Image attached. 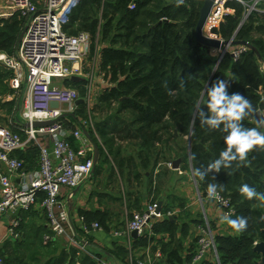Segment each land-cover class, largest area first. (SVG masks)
Masks as SVG:
<instances>
[{
    "label": "trees",
    "instance_id": "trees-1",
    "mask_svg": "<svg viewBox=\"0 0 264 264\" xmlns=\"http://www.w3.org/2000/svg\"><path fill=\"white\" fill-rule=\"evenodd\" d=\"M205 1L184 0V4L176 7L175 1L166 0H77L68 12L64 28L70 34L82 31L90 34V60L94 62L96 58L95 70L98 69L106 84L98 90L90 112L86 102L78 105V109L68 115L67 126L74 128L73 123L81 124L90 117L94 121L93 115L97 113L99 120L94 124L102 143L89 127L84 125V128L99 145L100 158L113 156L121 167L127 161L121 156L125 141L138 147V157L145 169L184 157L180 169L192 172L203 197H207L208 184L216 183L217 190L231 199L235 210L231 216L248 218L244 232L235 233L230 228L233 234L216 235L221 264H263V256L255 250V242H264V204L255 198L246 199L239 188L247 183L257 192H264V149L255 148L246 161L239 162V166L234 161L231 168L221 169L219 173L209 172L204 180L195 176L194 170L206 169L225 147V134L202 127L196 114L201 94L217 79L228 83L229 94L240 93L251 101L255 112L242 123L247 128H258L256 117L264 109V13L252 14L239 28L243 8L235 3L228 4L233 14L228 15L220 27L213 28L210 36L225 40L234 38V41L247 42L251 47L238 60L231 52L219 60V55L202 50L195 34ZM132 3L134 8L130 7ZM23 29L24 18L18 12L0 18V52L15 54ZM11 77L12 72L0 66V105L6 95L14 93L10 87ZM66 82L77 84L73 80ZM85 84L82 81L77 84L83 93H86ZM15 101H10L11 110L14 105L13 112L18 107ZM202 107L207 111L206 105ZM5 122L25 137L19 127L22 117L17 118L12 113L5 117ZM71 141L77 148L75 137H71ZM35 152L40 159L38 147ZM193 154L195 159L191 158ZM17 156L24 159L22 153ZM26 164L25 161V167ZM219 186L223 187L222 191ZM86 215L88 220L99 218V223L107 228L105 213ZM174 219L175 216L166 217L163 222L153 225L154 235L166 233L172 237V242L161 248L165 263H204H194L197 239L189 255L185 259L181 256L179 245L174 243L178 229ZM48 234L52 235V232L49 226H44L37 229L34 237L45 245L59 240L66 243L62 237L45 242ZM154 235L142 236L145 245ZM18 238L13 239L17 241ZM34 243L32 240L29 246ZM66 245L65 250L42 264H100L97 258H101V254L92 255L69 243ZM4 249L5 253L0 250V254L6 264L8 247ZM116 249L128 258L129 252ZM132 260L133 264H138L135 256Z\"/></svg>",
    "mask_w": 264,
    "mask_h": 264
},
{
    "label": "built area",
    "instance_id": "built-area-1",
    "mask_svg": "<svg viewBox=\"0 0 264 264\" xmlns=\"http://www.w3.org/2000/svg\"><path fill=\"white\" fill-rule=\"evenodd\" d=\"M8 1L13 13L18 12L24 18L23 37L15 54L0 52V64L12 72L10 84L14 93L11 100L22 98L24 110L19 127L24 131L25 137L11 126L0 124V163L7 170L0 167V218L10 213L28 211L40 202L52 232V235L45 236L44 241L50 242L54 238L63 237L71 245L87 251V242L78 239L69 207L75 190L90 180L95 169V147L86 136L84 130L87 129L84 125L102 142L91 117L81 123L82 129H69L66 125L68 115L78 109L77 101L80 99L78 89L67 86L66 81L72 80V77L83 78L87 92L85 102L90 112L98 94L96 78L101 79L100 73L97 74L98 69L95 70L96 58L94 62L90 60L91 37L84 31L70 34L64 28L68 12L77 0ZM229 3L243 8L239 28L252 14L264 13V0H214L206 28L208 33L213 28L220 27L226 17L233 14V10L228 8ZM130 7L134 8L135 4L132 3ZM248 49L246 45L230 46L224 55L231 52L234 59L238 60ZM87 58L92 61L90 72L85 70ZM52 102H58L59 107H52ZM259 112L261 121H264V109ZM63 115L65 117L62 118ZM56 119L57 122L47 127L32 126L35 121ZM26 123H30V127ZM258 129L264 131V127L259 124ZM71 137L79 141L77 148L72 144ZM30 146H36L40 151V165L33 172L26 171L25 161L16 156L17 152ZM15 174H20L22 186L15 183ZM63 194L66 196L61 197ZM217 194V198H213L216 204L224 209L225 214L233 215L235 210L231 199L218 190ZM158 208L157 202H151L145 211L134 212L125 229L116 234L130 238L132 232L137 231L138 236H145L148 228L153 229L155 220L172 216L170 212H158ZM20 224L21 217L15 216L8 228L10 237H19ZM93 228H101L100 223H93ZM257 243L255 242V246ZM210 254L221 264L216 235L206 216V221L199 227L194 263L205 262ZM97 259L100 264H108L100 258ZM0 264H5L1 254ZM130 264H133L132 259ZM138 264L147 263L138 261Z\"/></svg>",
    "mask_w": 264,
    "mask_h": 264
},
{
    "label": "crops",
    "instance_id": "crops-1",
    "mask_svg": "<svg viewBox=\"0 0 264 264\" xmlns=\"http://www.w3.org/2000/svg\"><path fill=\"white\" fill-rule=\"evenodd\" d=\"M96 80L100 81L101 79L97 77ZM75 83L78 84L80 82H75ZM79 129H82V126H80ZM77 142L79 144V141ZM35 151H36V146H30L26 148L25 150H22L16 153V156L22 153V158H24L25 161L27 162V167L25 169L26 171L33 172V171L38 170L39 168V165H40L39 156H38L37 165H32V163L35 162L34 160L35 159L34 157L36 156ZM100 161H102L101 158L99 159L97 165H99ZM0 167L2 168V170L7 171L4 164L0 163ZM179 171H181V169ZM94 172H95V169H94ZM155 172L159 173L158 170ZM150 175H151L150 172L146 173V177L149 178ZM154 175L156 176V174ZM191 175L193 177V181H195L192 172H191ZM93 178L94 176H92L89 181L85 182L81 187L75 190L74 197L71 199L70 204H69L70 214H71L74 227L76 228L78 239L87 242V246H86L87 251H84V252L90 253V254L92 253L101 254L102 256H100L101 257L100 259L105 261L108 264H130L129 262L133 258V256H135L138 259V261H143V262H146L147 264H156L159 262L160 258L162 257L163 259L161 260V264H166L165 259H164L165 254H162L161 248L162 247L166 248L164 244H168L172 242V237H170L168 234L161 233L158 235L156 234L154 235L153 229L150 230V228H148L146 235L143 237H149V236L151 237L152 235H154V238L151 239V241H149L148 245H145V243L143 242L144 240L142 239V236L134 237L133 235H131L130 238H127L125 236L116 234L117 232H121L122 230L125 229L128 221L130 220L134 212L145 211L147 209V206L151 202H157L158 204L161 202L162 203L161 211L165 214L170 212L172 213V216H175L174 220L176 221L178 225V229L174 237L175 239L174 243L177 242L176 244L179 245L180 250H181V256H183L184 259L189 255L192 247L196 246V239L198 236L199 227L202 225L203 222L206 221V216L209 219L211 225L213 226V229H215L214 230L215 233L232 234V231L230 228L226 229V233L218 232V227H220L221 225L220 217L222 215H225V212H224V209L218 204L213 205L211 202H208L209 201L208 199L206 201L203 200V207H204L203 214H200L197 217L195 216V212L193 211V208H192L194 196L191 197L193 192L192 193L190 191L182 192L180 195V198H178L180 201L179 206L170 204L168 200H160V199L154 200V194L150 190L151 188H153V185H155L156 183L154 178H151L149 182H146V183L144 182L143 192H141V189H140V204L139 205L133 206L134 204L129 203L131 197L133 199H136V196L138 195L136 194V192L134 193V195L131 192L132 196H127L125 193H122L120 198L112 197V200L118 199L124 206L122 218H116V216H114L115 210L112 209L114 211L113 212L109 206L110 199L108 200L109 198L108 194H110V192L100 191V190H95L94 192L90 188ZM13 179L15 180V183H17L18 185L20 186L23 185L21 183L20 174H15L13 176ZM119 179H121V177ZM195 190L198 191L202 195L197 183H196ZM65 196L66 194H63L61 197H65ZM0 197H1V192H0ZM89 198L96 200V203H92L91 205L88 204L87 201ZM35 206H37L36 209L39 211L43 209L41 207L40 202H38L28 211H20L16 214L10 213L0 218V250H2L4 253H5L4 248H7V247L9 248L10 244H13L15 242L13 237H10L8 235V228H9L10 222L15 218V216L21 217V220H22L21 227H22L23 220L26 218V215L29 212H31V210ZM172 206L174 207L172 208ZM176 208H179V209H176ZM176 210H178V214ZM93 213H100V215L104 213L106 214L107 228L104 227L103 226L104 224L102 225V223H100L101 228L96 229V230L93 228V223L100 222L99 218L88 220V217L86 214L93 215ZM163 220L164 219L155 220V222L154 221L153 222L154 223L160 222V221L163 222ZM45 226H48V222L45 223ZM21 227H20V230H18L19 238L17 240L21 239ZM182 234H187V242L185 244H180V239H181ZM80 235L83 236V238H80L79 237ZM90 238L93 240H90ZM64 239L66 243H69L68 240H66V238ZM109 241L111 242L113 241L117 243L116 247L123 248L124 252L125 250L127 251V253L129 252L130 259H129V256L128 258L123 257L122 254H120V252L118 251V249L112 247L111 244H109ZM104 247H111V250L105 249ZM96 250L100 252H97ZM118 254H120L121 256ZM202 264H218V263H217L215 256L213 254H210L209 257H207L206 261Z\"/></svg>",
    "mask_w": 264,
    "mask_h": 264
},
{
    "label": "rangeland",
    "instance_id": "rangeland-1",
    "mask_svg": "<svg viewBox=\"0 0 264 264\" xmlns=\"http://www.w3.org/2000/svg\"><path fill=\"white\" fill-rule=\"evenodd\" d=\"M168 2H174L175 0H166ZM10 2L8 0H0V18L9 17L13 14V9L10 8ZM206 33H208V29H206ZM219 38V37H216ZM212 55H219V50H212ZM92 61L87 58L85 62V70H90V65ZM0 66H2L0 64ZM90 72V71H89ZM88 73V72H87ZM100 72L98 71L97 74ZM11 80V78H10ZM105 82L97 81L96 86L98 90L102 89L105 85ZM67 86H72L78 89L80 98H87V92L83 93L81 86L79 87L77 84H71L66 82ZM11 87V84H10ZM13 93L6 95L1 101L0 105V124L7 125L5 122V117L11 115L12 113L20 119L24 110V105L22 98H14L18 107L13 112V106L11 110V96ZM12 99V100H14ZM95 97L93 98L94 102ZM94 114V113H93ZM94 116V121L97 122L99 120V115L96 113ZM69 120H66V125L69 124ZM112 124V122H111ZM74 127H79L81 124H74ZM139 149L132 143L125 141L123 143L122 155L125 160L124 166L121 167L120 163L114 159L113 156L107 159H102L98 165L97 172H95L94 178L90 185V188L95 192V190L100 191H108L109 198V206L111 210H115L114 216L116 218H122L124 206L120 202V200H112L113 198H120L122 193H125L127 196H130L131 192L138 194L136 199H131L130 204H134L133 206L140 204V189L143 192L144 182H149L151 178H154L155 185L150 190L154 194V200H168L170 204L179 206V199L182 192L190 191L193 197V211L195 212V216H199L203 214V200H209L213 205L216 202L213 199H209V197L201 198V195L198 191L195 190L196 183L193 181V177L191 175V171H179L180 169H173L172 162L163 161L159 163L156 168L152 166L148 169H145L142 166V161L138 157ZM37 153V152H36ZM35 162L32 165H37L38 162V154L34 157ZM129 159V160H128ZM31 165V164H30ZM31 165V166H32ZM182 166V165H181ZM27 167V164H26ZM25 167V169H26ZM181 168V167H180ZM153 170V174L150 177H146L147 171L150 172ZM159 171L156 173L155 171ZM156 174V176L154 175ZM121 177V179H119ZM146 189V188H145ZM139 196V197H138ZM190 197V198H191ZM203 199V200H202ZM88 204L96 203V200L89 198L87 201ZM217 205V204H216ZM174 206H172L173 208ZM37 206H35L31 212L26 215V218L23 220V225L21 227V239L15 241L13 244H10L7 250V258L6 264H42L47 259L52 256L58 255L62 250L66 249V243L63 241H57L51 245H45L43 241L34 237L36 231L40 227H44L45 223H47L45 211L37 210ZM39 208V207H38ZM179 209V208H176ZM178 214V210H176ZM180 212V211H179ZM202 218V216H201ZM201 220V219H200ZM230 227L226 223H221L220 227H218L219 233H226V229ZM215 230V229H214ZM233 232V231H232ZM217 233H215L216 235ZM233 234V233H232ZM83 238V236H79ZM36 238V239H34ZM34 240V245H30V242ZM90 240H93L90 238ZM187 242V234H182L180 239V244H185ZM177 243V242H176ZM112 247L116 248L117 243L109 241ZM105 249L111 250V247H104ZM91 250V249H89ZM97 251V250H96ZM100 252V251H97ZM104 255V253H103ZM156 264H161L160 262Z\"/></svg>",
    "mask_w": 264,
    "mask_h": 264
},
{
    "label": "clouds",
    "instance_id": "clouds-1",
    "mask_svg": "<svg viewBox=\"0 0 264 264\" xmlns=\"http://www.w3.org/2000/svg\"><path fill=\"white\" fill-rule=\"evenodd\" d=\"M184 0H175V6L180 7ZM228 83L223 79H217L210 87H207L201 94V100L197 104L196 114L201 126H207L212 130H219L224 133V149L219 153V157L208 164L207 168L194 170V175L200 180L208 175L209 172L219 173L221 169H229L233 162H244L248 159V154L255 148L264 149V131L257 127L247 128L242 121L246 117L253 115L255 109L251 101L240 93L228 92ZM206 96V99H205ZM206 105L207 111L202 106ZM258 124L264 127V121ZM195 159V154L192 155ZM214 179V177H213ZM223 190L222 186H219ZM216 183H210L207 186V195L209 199L217 198ZM239 192L248 200L253 198L264 204V192H257L254 187L247 183L242 184ZM220 223H226L235 233H242L248 227V218L237 216L233 218L229 214L220 217Z\"/></svg>",
    "mask_w": 264,
    "mask_h": 264
},
{
    "label": "water",
    "instance_id": "water-1",
    "mask_svg": "<svg viewBox=\"0 0 264 264\" xmlns=\"http://www.w3.org/2000/svg\"><path fill=\"white\" fill-rule=\"evenodd\" d=\"M213 4H214V0H206L205 1V3L203 4V6L201 8L200 18H199V21L197 23V27H196V31H195L196 38H197L198 42L200 43L202 50L205 51L206 53H211L212 50H219L220 51L219 58H222V56L224 55V53L227 51V49L230 46L246 45L248 47H251L250 44H248L247 42L225 40L222 38L212 37L206 33L207 23H208V19H209V16H210L212 8H213ZM22 37H23V32L21 34L20 41H21ZM72 80L75 82H81L83 80V78L72 77ZM82 103H85V99L84 98L78 99L77 105H80ZM51 105H52V107H56V108L59 107L58 102H52ZM63 117H65V115H63L62 118ZM256 119H257V123L259 121H261L260 112H258ZM57 121H58V119L51 120V121H35V122H33L32 126L35 128L47 127V126L54 124ZM25 125L27 127H30V123H26ZM84 132H85L86 136L94 143V147H95L94 162H95V167H96L98 164V161L100 159V147L98 144H96L93 141L92 137L90 136V134L87 130H84ZM183 160H184V157L174 160L172 162L173 169H175V170L180 169V166H181V163ZM161 210H162V203L160 202L159 208L157 211L160 212ZM132 235L134 237H138V232L134 231V232H132ZM255 250L263 256L262 263L264 264V242H258L255 246Z\"/></svg>",
    "mask_w": 264,
    "mask_h": 264
}]
</instances>
